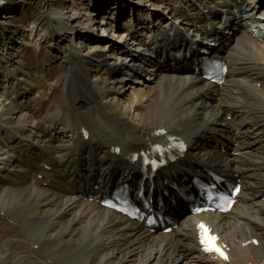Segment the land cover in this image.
<instances>
[{
    "label": "bare ground",
    "instance_id": "bare-ground-1",
    "mask_svg": "<svg viewBox=\"0 0 264 264\" xmlns=\"http://www.w3.org/2000/svg\"><path fill=\"white\" fill-rule=\"evenodd\" d=\"M3 1L9 2L0 0V6ZM25 2L16 0V5ZM90 2L70 0L67 12L50 9L47 16L57 19L63 30L65 21L72 22L77 13L94 15ZM116 2L108 4L116 26L110 18L100 26L109 30L108 44L88 45L83 51L88 54L83 57L87 65L69 56L76 48L66 49L64 79L48 98L49 111L39 96L46 87L57 85L51 82L59 81L58 75L34 70L25 61L27 47L39 50L49 44L47 30L34 21L20 29L9 27L4 20L14 14L0 16V31L9 33L0 40V137L7 136L6 146H0V264H260L264 261V41L245 29L223 38L221 55L229 65L224 87L201 79L192 61L197 51L191 58L188 52L176 58L165 50L164 62L152 64L155 73L149 72L147 79L126 80L134 89L125 112L118 95H127L122 89L128 85L125 70L133 71L139 60L136 53L141 54L142 48L148 51L161 37L159 43L173 42L171 33L184 36L181 28L189 18L181 5L187 11L196 5L154 0L156 24L147 18V25L141 22L144 30L137 33L129 20L127 29L132 32L117 35L131 6ZM197 2L201 7L207 0ZM107 3L95 0L100 9ZM261 4L264 7V0ZM162 17L169 23L163 28ZM257 19L264 22V12ZM147 28V37H140ZM151 33L154 41L148 42ZM115 36L125 45L116 43ZM31 104L37 107L29 109ZM30 117L43 120L25 130ZM171 136L188 148L154 175L149 201L154 211H144L178 218L177 227L164 233L101 205L98 198L116 181L125 180L134 189L144 187L146 194L151 176L144 173L142 156L156 144L170 143ZM196 171H218L242 186L232 210L189 211L179 199V188L188 186ZM201 225L220 236L227 259L202 248Z\"/></svg>",
    "mask_w": 264,
    "mask_h": 264
},
{
    "label": "rangeland",
    "instance_id": "rangeland-1",
    "mask_svg": "<svg viewBox=\"0 0 264 264\" xmlns=\"http://www.w3.org/2000/svg\"><path fill=\"white\" fill-rule=\"evenodd\" d=\"M26 3H28V4L25 5V8L22 7L20 11L16 12L15 14L12 13L15 15L14 18H10L9 20L5 18V20H4L5 23L8 22L10 24L9 27L16 25L20 29L21 27L28 25L29 22L34 21V22L39 24L40 28L42 27L43 29L48 31V29H52L53 27H55V25L57 23L56 22L57 19L55 20V18L48 17L47 11L50 9L55 10V9L60 8V9H65V11L67 12L69 9L68 6L70 4V0H27ZM87 3H89V1H87ZM146 3L143 5V10L150 9V6H148V4H149L148 0ZM81 5H79V6H81ZM128 5H130V4L128 3ZM9 11L4 10L3 14L8 13ZM81 13L82 12H80V14ZM110 17L114 19V16L112 14ZM125 17H123L125 22L130 20L128 17H126V18ZM123 18L121 20H123ZM165 20H166V18H162V22H161V24H159V27H162L164 22H165V25H167V24L169 25V23H167ZM144 21L147 23L146 19H144ZM47 31L45 32L46 33L45 36L47 35ZM4 32H5V35L9 34L5 30H4ZM4 32L0 31V40H3V37H4L3 33ZM50 32H51V30H50ZM138 32H139V29H137V33ZM115 37L116 38H114V39L116 40V43L118 42V44H121L123 42L121 40L119 41V38L117 36H115ZM48 41H49V44L41 46V49H39V50H37L36 48L31 47V46L27 47V49H26L27 50V53H26L27 57L25 58L26 59L25 61L29 62V64L32 66V68L34 70H39V72H40V69H41L42 71H48V72L54 73L55 75H58L57 78L59 79V81L53 80L51 82L53 84H56L58 82L57 85H54L53 89L50 86L46 87L45 91H43L42 94L39 96L43 100V101H40L42 106L45 108V110L47 109L49 111V107H50L52 102H51V100H48V98L51 96L52 92L57 89L58 85L60 86V83L64 79V73H63L64 69H63L62 65H64L65 63H63V58H64V54H62L63 49L59 45H57V44L55 45L54 43H51L50 42L51 40L48 39ZM108 41H109V38L105 39L104 43L108 44ZM1 42H3V41H1ZM106 47L109 48L110 45H108V46L106 45ZM199 47H201V44H199ZM172 51L176 52V54H177V56H176V54H172L173 56L175 55L176 57H178L180 55V52L175 51V50H172ZM87 62H88V59L87 60L84 58L81 59L82 65H87ZM122 73H120V75ZM147 76H149V74ZM147 76H146V79H147ZM93 79L96 80L95 78H93ZM120 79H122V77ZM126 83H128L127 88H124L126 86H123L122 89L126 92V93L125 92L124 93L127 95H121V96L118 95L121 98V99H119L118 104L120 105V107H122V109L125 112H128L127 107L130 104L129 99H130V95L133 93L134 86H133V84H131L130 81L126 82V79H125L124 85H126ZM1 85H2L1 87H3L4 84L2 83ZM59 88H61V87H59ZM2 90L3 89L1 88L0 91H2ZM28 107H29V109H31V108L33 109L37 106L34 104L33 105L31 104V106L28 105ZM29 109H26L24 112V115L27 117H28V114L30 112ZM39 118H40V120H43V117H42V119H41V117H39ZM39 118L38 117L37 118L36 117L28 118L27 126H24V129L25 130L28 128L30 129L29 125L31 123L33 124V123L37 122ZM1 121L3 122V119H1L0 122ZM21 134H22V131L17 132L18 136ZM6 141H7V136L5 134V135L0 137V146L3 144L6 146V144H7ZM2 156H3V154H2V151L0 149V159L2 158Z\"/></svg>",
    "mask_w": 264,
    "mask_h": 264
},
{
    "label": "snow or ice",
    "instance_id": "snow-or-ice-1",
    "mask_svg": "<svg viewBox=\"0 0 264 264\" xmlns=\"http://www.w3.org/2000/svg\"><path fill=\"white\" fill-rule=\"evenodd\" d=\"M203 230H204V232L205 233H207V229L206 228H204V226L203 225H201L200 226ZM214 241H215V237H211V236H208L207 237V240L205 241L208 245H209V249L208 250H212V249H214V250H216V251H220V249L219 248H215V244H214ZM222 256H223V253L221 252L220 253ZM227 257H225V259H226Z\"/></svg>",
    "mask_w": 264,
    "mask_h": 264
}]
</instances>
